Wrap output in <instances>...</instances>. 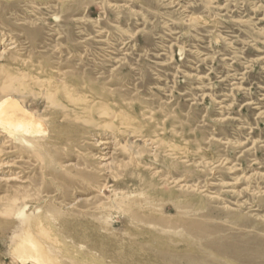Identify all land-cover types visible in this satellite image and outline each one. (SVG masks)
<instances>
[{
  "label": "rangeland",
  "instance_id": "374dc122",
  "mask_svg": "<svg viewBox=\"0 0 264 264\" xmlns=\"http://www.w3.org/2000/svg\"><path fill=\"white\" fill-rule=\"evenodd\" d=\"M7 99L0 264H264V0H0Z\"/></svg>",
  "mask_w": 264,
  "mask_h": 264
},
{
  "label": "bare ground",
  "instance_id": "6f19581e",
  "mask_svg": "<svg viewBox=\"0 0 264 264\" xmlns=\"http://www.w3.org/2000/svg\"><path fill=\"white\" fill-rule=\"evenodd\" d=\"M18 79V78H17ZM19 82L22 83V86L24 88H28L31 86H38L41 89V94H43V97H46L47 99L53 101V97L56 94V92H54V90H50L49 91V86L48 84L44 83V81H39L38 79H35L32 76H28V75H23L21 77H19ZM50 83V82H49ZM53 87V86H52ZM12 91H17V92H22V90L18 87L14 88ZM49 91V92H48ZM25 93V92H24ZM25 97V96H24ZM77 102V101H76ZM77 106V105H76ZM79 106V105H78ZM59 107V105H58ZM57 108V107H56ZM26 110V109H25ZM21 106H19V104L13 100H9L7 99L6 101L1 102L0 105V124H2L4 126V128H8V131H10L11 133H19V132H25V133H31L32 130L34 132L35 129H40L42 128V126L37 122V121H33L29 119V116L27 114H25V111ZM75 111V110H74ZM24 113V114H23ZM80 118V117H78ZM30 120V121H29ZM76 120V119H75ZM128 120V119H127ZM126 120V121H127ZM28 121V122H27ZM37 123V124H36ZM126 123V122H125ZM124 123V125H125ZM132 123V122H131ZM131 125V124H130ZM122 127V126H121ZM124 127V126H123ZM127 127V125H126ZM126 128L121 129L122 133L127 134V135H131L133 136L136 132L131 131V130H125ZM133 130V129H132ZM38 132V131H37ZM140 138V137H139ZM158 141V140H157ZM175 147V146H174ZM177 148V146H176ZM171 151H173L174 153H176L179 156H185L186 157V153L184 149H181L180 147H178V149H175L173 147H170ZM27 228V231L29 232L30 229ZM26 232V231H25ZM24 234V232H23ZM25 235V234H24ZM21 236V235H20ZM19 236V237H20ZM26 238H23V242L26 240L27 243L31 244L32 242H34L33 240V236L30 235V232L26 235ZM18 239V238H17ZM19 240V239H18ZM36 241V240H35ZM100 244V243H99ZM97 245V243H96ZM100 246V245H98ZM26 248V246H24ZM32 246H30L29 248H31ZM28 248V247H27ZM22 251V248H21ZM34 251V250H33ZM104 251V250H103ZM24 253L27 252L26 251H22ZM30 252V250H29ZM23 253V254H24ZM22 254V255H23ZM19 255V254H18ZM34 255V254H33ZM32 257V255L27 253V257ZM24 257V256H23ZM34 258H36L35 256H33ZM22 258V257H21ZM25 258V257H24ZM30 259V258H27ZM37 259V258H36ZM38 260V259H37ZM38 262V261H37ZM41 262V260L39 261V263Z\"/></svg>",
  "mask_w": 264,
  "mask_h": 264
}]
</instances>
